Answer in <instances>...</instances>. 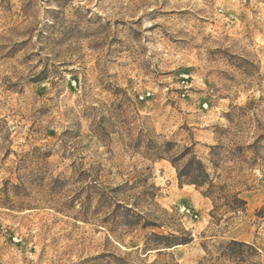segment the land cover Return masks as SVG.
Listing matches in <instances>:
<instances>
[{
    "label": "rangeland",
    "instance_id": "rangeland-1",
    "mask_svg": "<svg viewBox=\"0 0 264 264\" xmlns=\"http://www.w3.org/2000/svg\"><path fill=\"white\" fill-rule=\"evenodd\" d=\"M263 208L264 0H0V264H264Z\"/></svg>",
    "mask_w": 264,
    "mask_h": 264
},
{
    "label": "trees",
    "instance_id": "trees-1",
    "mask_svg": "<svg viewBox=\"0 0 264 264\" xmlns=\"http://www.w3.org/2000/svg\"><path fill=\"white\" fill-rule=\"evenodd\" d=\"M170 144H167V147ZM166 152V151H165ZM185 156V153L181 155ZM181 157L177 158V160H172V165L176 168L178 179L181 184H188L195 186L198 190L204 189L203 195L205 197L210 198L213 195V191L216 189V186L213 183L212 174L209 172L207 165L203 163L201 159H199L196 155L192 154L191 157L187 160L185 164L182 166H178L177 162ZM232 205V210L235 211H244L246 202L236 195L232 196L229 200ZM258 217L264 218V208L259 210ZM155 238L159 240L165 241L162 245H165L166 248H172L176 245H183L191 242L189 239H181L180 237H176L174 235L170 236H160L154 234ZM236 247L246 246L243 243L233 241L231 243Z\"/></svg>",
    "mask_w": 264,
    "mask_h": 264
}]
</instances>
